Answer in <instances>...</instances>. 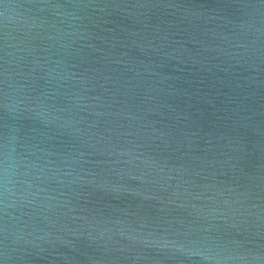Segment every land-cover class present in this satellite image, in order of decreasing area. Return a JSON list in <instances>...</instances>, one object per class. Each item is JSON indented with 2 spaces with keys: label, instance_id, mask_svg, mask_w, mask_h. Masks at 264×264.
Masks as SVG:
<instances>
[{
  "label": "water",
  "instance_id": "1",
  "mask_svg": "<svg viewBox=\"0 0 264 264\" xmlns=\"http://www.w3.org/2000/svg\"><path fill=\"white\" fill-rule=\"evenodd\" d=\"M0 264H264V0H0Z\"/></svg>",
  "mask_w": 264,
  "mask_h": 264
}]
</instances>
